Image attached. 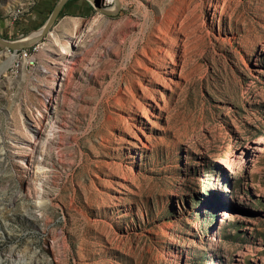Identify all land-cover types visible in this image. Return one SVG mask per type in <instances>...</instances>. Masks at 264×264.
Listing matches in <instances>:
<instances>
[{"label": "rangeland", "instance_id": "374dc122", "mask_svg": "<svg viewBox=\"0 0 264 264\" xmlns=\"http://www.w3.org/2000/svg\"><path fill=\"white\" fill-rule=\"evenodd\" d=\"M87 1L0 45V264H264V0Z\"/></svg>", "mask_w": 264, "mask_h": 264}, {"label": "water", "instance_id": "95a60500", "mask_svg": "<svg viewBox=\"0 0 264 264\" xmlns=\"http://www.w3.org/2000/svg\"><path fill=\"white\" fill-rule=\"evenodd\" d=\"M67 0H58L57 3L55 4L52 12L50 13L47 21L45 22V24L42 26V28L40 29L42 32L38 37L35 38H30L28 40H19V41H14V42H8L5 41L4 39L0 38V45L4 48H6L8 51L9 50H13V51H18L21 49H25L28 48L30 45H32L35 42L40 41L43 38V34L49 29L51 28V26L54 24L55 20L57 19L61 8L63 7V5L65 4Z\"/></svg>", "mask_w": 264, "mask_h": 264}, {"label": "bare ground", "instance_id": "6f19581e", "mask_svg": "<svg viewBox=\"0 0 264 264\" xmlns=\"http://www.w3.org/2000/svg\"><path fill=\"white\" fill-rule=\"evenodd\" d=\"M108 1V0H107ZM117 4V3H116ZM111 9H113V8H111ZM42 32V31H41ZM41 32H40V34H41ZM75 34H76V32H75ZM48 35H50V36H52L51 35V33L49 32L48 33ZM56 37V36H55ZM30 38H35V37H27V38H25V39H23V41L24 40H28V39H30ZM53 38V37H52ZM51 38V39H52ZM70 38H75V35L72 37H70ZM160 39V38H159ZM66 43H68V42H66ZM8 54H10V53H8ZM6 56H7V54H5ZM70 55V54H69ZM9 59H11V58H13V55H11V56H9L8 57ZM12 64V63H11ZM43 71H44V68L43 67H40ZM37 88L35 87V90H36ZM36 123H39V122H36ZM41 125V124H40ZM26 127V126H25ZM40 128L41 127H39V125H37V124H31V123H28V125H27V127H26V132H27V134H28V137H29V143L31 144H35L38 140H39V138H40ZM25 130V129H24ZM39 144V143H38ZM263 145L264 144V139H260V138H258L255 142H254V146L252 147V152H258L259 151V147L258 146H260V145ZM19 145V144H18ZM27 145V149H29V145L28 144H26ZM36 145V144H35ZM17 146V145H16ZM15 147V146H14ZM18 147V146H17ZM36 148V147H35ZM26 149V148H25ZM26 149V150H27ZM5 150V149H4ZM17 151V150H16ZM29 151H30V149H29ZM28 151V152H29ZM32 151V150H31ZM3 152V149H0V154ZM26 152V151H25ZM27 153V152H26ZM33 153V152H32ZM14 154V153H13ZM28 154V153H27ZM14 156H15V154H14ZM17 156V155H16ZM25 156V155H24ZM17 158V157H16ZM16 160V159H15ZM14 160V161H15ZM24 161V159L23 158H18V162L19 163H24L23 162ZM17 162V163H18ZM32 162V161H31ZM20 166V165H19ZM23 166V165H22ZM36 166V165H35ZM37 167V166H36ZM26 169V168H25ZM44 204H45V201H38V202H35L34 204H33V208L34 209H36L37 211L38 210H40L43 206H44Z\"/></svg>", "mask_w": 264, "mask_h": 264}, {"label": "built area", "instance_id": "2783aa9c", "mask_svg": "<svg viewBox=\"0 0 264 264\" xmlns=\"http://www.w3.org/2000/svg\"><path fill=\"white\" fill-rule=\"evenodd\" d=\"M41 44L42 43L38 41L30 45L28 48L13 52L14 53V60L12 65L13 69L19 68L22 62L25 64V66L34 67L36 61L33 55L36 54L41 49L40 47Z\"/></svg>", "mask_w": 264, "mask_h": 264}, {"label": "crops", "instance_id": "0c3cea01", "mask_svg": "<svg viewBox=\"0 0 264 264\" xmlns=\"http://www.w3.org/2000/svg\"><path fill=\"white\" fill-rule=\"evenodd\" d=\"M65 8L68 9L67 11L69 15L73 16V18L75 19H81L82 17L86 16L89 12H91V6L87 0H67L61 8L60 12Z\"/></svg>", "mask_w": 264, "mask_h": 264}]
</instances>
